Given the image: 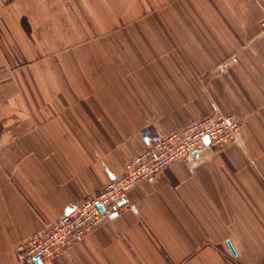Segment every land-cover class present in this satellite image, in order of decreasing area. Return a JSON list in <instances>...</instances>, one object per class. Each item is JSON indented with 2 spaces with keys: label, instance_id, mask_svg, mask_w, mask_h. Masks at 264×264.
<instances>
[{
  "label": "crops",
  "instance_id": "crops-1",
  "mask_svg": "<svg viewBox=\"0 0 264 264\" xmlns=\"http://www.w3.org/2000/svg\"><path fill=\"white\" fill-rule=\"evenodd\" d=\"M263 18L264 0H0V264L217 111L240 145L137 184L53 264H264Z\"/></svg>",
  "mask_w": 264,
  "mask_h": 264
},
{
  "label": "built area",
  "instance_id": "built-area-1",
  "mask_svg": "<svg viewBox=\"0 0 264 264\" xmlns=\"http://www.w3.org/2000/svg\"><path fill=\"white\" fill-rule=\"evenodd\" d=\"M260 26L264 33V18ZM229 143H242L241 124L235 114L221 111L172 132L158 133L151 143L129 158L122 175L109 180L97 194L71 205L42 233L17 244L18 264H53L59 254L67 253L94 228L111 219L134 186L155 182L166 168L180 160H191L195 152Z\"/></svg>",
  "mask_w": 264,
  "mask_h": 264
},
{
  "label": "water",
  "instance_id": "water-1",
  "mask_svg": "<svg viewBox=\"0 0 264 264\" xmlns=\"http://www.w3.org/2000/svg\"><path fill=\"white\" fill-rule=\"evenodd\" d=\"M228 246H229L230 250L232 251V253H233L234 255H236V251H235V249H234V247H233V245L231 244L230 241H228Z\"/></svg>",
  "mask_w": 264,
  "mask_h": 264
},
{
  "label": "rangeland",
  "instance_id": "rangeland-1",
  "mask_svg": "<svg viewBox=\"0 0 264 264\" xmlns=\"http://www.w3.org/2000/svg\"><path fill=\"white\" fill-rule=\"evenodd\" d=\"M223 113H225V112H223ZM228 113H232V112H228ZM232 114H234V113H232ZM236 115V114H235ZM237 116V115H236ZM238 117V116H237ZM239 118V117H238ZM239 120H240V118H239ZM242 123H243V121L242 120H240V124L242 125ZM242 127V126H241ZM241 139H242V141H243V136H242V134H241Z\"/></svg>",
  "mask_w": 264,
  "mask_h": 264
}]
</instances>
